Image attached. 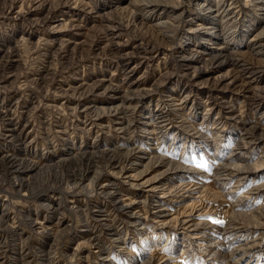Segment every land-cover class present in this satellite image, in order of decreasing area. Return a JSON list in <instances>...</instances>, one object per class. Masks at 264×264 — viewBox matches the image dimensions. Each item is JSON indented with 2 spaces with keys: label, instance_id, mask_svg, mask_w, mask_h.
<instances>
[{
  "label": "rangeland",
  "instance_id": "1",
  "mask_svg": "<svg viewBox=\"0 0 264 264\" xmlns=\"http://www.w3.org/2000/svg\"><path fill=\"white\" fill-rule=\"evenodd\" d=\"M0 264H264V0H0Z\"/></svg>",
  "mask_w": 264,
  "mask_h": 264
},
{
  "label": "bare ground",
  "instance_id": "2",
  "mask_svg": "<svg viewBox=\"0 0 264 264\" xmlns=\"http://www.w3.org/2000/svg\"><path fill=\"white\" fill-rule=\"evenodd\" d=\"M191 51H193V50H191ZM124 119H125V118H124ZM125 121H126V120H125ZM153 149H154V148H153ZM6 163H7V164L9 165V167L13 170L15 161L12 160V159H6ZM237 167H238V166H237ZM237 167H236V168H237ZM238 168H239V167H238ZM238 168H237V169H238ZM13 172H14V173H19V171H16V170H14ZM238 172H239V171H238ZM188 184H190V183H188ZM150 186H151V185H150ZM150 186H147V187H150ZM160 187H161V186H160ZM183 187H184V186H183ZM156 189H157V187H155V185H154V186L150 187V189H148V192H155ZM158 189H159V188H158ZM158 189H157V191H158ZM203 189H204V188H203ZM203 189H202V190H203ZM162 190H163V189H162ZM163 191H164V190H163ZM168 191H169V190H168ZM179 192H180V191H179ZM179 192H178V193H179ZM163 193H164V192H161V194H163ZM176 193H177V192H176ZM199 193L201 194L202 191L198 192V194H199ZM200 194H199V195H200ZM161 198H162V197H161ZM200 198H201V196H200ZM194 199H195V198H194ZM134 203H135V202H134ZM134 203H129V204H127V205H124V204H123V207H121V208H123V209H125V210H126V209H131V208H132L131 206H132ZM196 203H197V202H196ZM186 204H187V205H186ZM186 204H185L184 207H185V208H189V209H187V211H188V210H189V211H192V208H193L194 205L191 204L190 201H189V202H186ZM182 206H183V205H182ZM184 207H183V208H184ZM194 208H195V207H194ZM165 210H166V209H162V210L160 209V210H158V211H155V212H154V216H155V218H162V217H164L163 214H164V211H165ZM187 211H186V212H187ZM183 214L186 215L185 210H184ZM129 216H130V215H129ZM186 216H188V215H186ZM131 217L134 218L135 216H134L133 214H131ZM185 224L187 225L188 223H184V225H185ZM195 239H198V238H195ZM96 241H97V240H95V242H96ZM229 255H230V254H229Z\"/></svg>",
  "mask_w": 264,
  "mask_h": 264
}]
</instances>
